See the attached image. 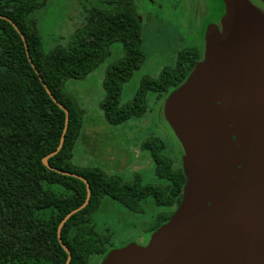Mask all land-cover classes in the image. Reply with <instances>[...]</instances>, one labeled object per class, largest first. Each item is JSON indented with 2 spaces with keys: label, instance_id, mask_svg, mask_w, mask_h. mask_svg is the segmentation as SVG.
<instances>
[{
  "label": "trees",
  "instance_id": "trees-1",
  "mask_svg": "<svg viewBox=\"0 0 264 264\" xmlns=\"http://www.w3.org/2000/svg\"><path fill=\"white\" fill-rule=\"evenodd\" d=\"M50 0H0V15L10 18L26 38L30 56L56 99L69 111V125L61 151L49 159L56 169L84 177L91 186L89 204L74 214L62 228L61 238L72 254L70 264H89L95 255L111 250L95 231L93 215L103 198L110 197L124 208L141 211L153 198L171 213L158 216L151 234L170 220L181 203L186 177L181 161L164 153V141L148 140L155 173L165 184H143L139 175L132 182L110 176L99 168L76 166L74 151L83 128L82 111L66 91V81L90 75L122 43L125 57L106 72L105 99L100 108L110 125H121L148 112V95L168 97L178 89L201 60L202 52H180L172 66L158 78L142 81L133 100L121 103L124 85L145 61L142 22L134 0H108L112 9H85L78 27L65 45L45 49L36 13ZM219 19L223 16L222 0ZM217 21V22H218ZM66 114L51 99L32 68L22 37L0 18V264H66L68 255L60 245L58 227L65 216L85 203L87 187L78 178L44 166V157L61 141ZM181 154V153H180Z\"/></svg>",
  "mask_w": 264,
  "mask_h": 264
},
{
  "label": "water",
  "instance_id": "water-1",
  "mask_svg": "<svg viewBox=\"0 0 264 264\" xmlns=\"http://www.w3.org/2000/svg\"><path fill=\"white\" fill-rule=\"evenodd\" d=\"M222 2L223 16L207 31L202 59L166 100L165 119L180 144L186 177L181 203L146 246L114 249L102 264H264V9L250 0ZM0 18L20 34L32 68L66 114L60 144L44 166L87 187L85 203L58 227L70 264L62 228L89 204L91 186L49 164L64 145L69 111L40 76L22 32Z\"/></svg>",
  "mask_w": 264,
  "mask_h": 264
},
{
  "label": "rangeland",
  "instance_id": "rangeland-1",
  "mask_svg": "<svg viewBox=\"0 0 264 264\" xmlns=\"http://www.w3.org/2000/svg\"><path fill=\"white\" fill-rule=\"evenodd\" d=\"M108 0H50L46 10L36 13L46 50L65 45L68 34L76 31L74 17L81 18L85 9H112ZM142 22V49L145 61L124 85L121 103L134 99L146 78H158L165 67L172 66L177 55L187 49L205 52V36L218 25L219 0H134ZM261 6L259 0H250ZM218 21V22H217ZM125 57L123 44L111 46L103 62L85 79L66 81V91L75 98L82 111L83 128L77 141L73 163L99 168L110 176L132 182L136 175L145 184H165L155 173V163L143 144L155 138L164 141V153L173 159L180 155V144L165 119L168 97L148 95V112L121 125H110L100 108L105 99L103 83L107 70ZM202 59V58H201ZM170 95V94H169ZM136 213L105 197L93 215L95 231L107 240L108 250L129 244L144 246L158 216L171 213L153 198L141 204ZM111 250V251H112ZM104 256L95 255L89 264H102Z\"/></svg>",
  "mask_w": 264,
  "mask_h": 264
},
{
  "label": "flooded vegetation",
  "instance_id": "flooded-vegetation-1",
  "mask_svg": "<svg viewBox=\"0 0 264 264\" xmlns=\"http://www.w3.org/2000/svg\"><path fill=\"white\" fill-rule=\"evenodd\" d=\"M259 2H260V4H261V8H263L264 9V4H263V2L261 1V0H259ZM174 161H175V163H179L180 161H181V154L179 155L178 154V156H176L175 158H174ZM150 240V239H149ZM149 240H148V242L144 245V246H146L148 243H149Z\"/></svg>",
  "mask_w": 264,
  "mask_h": 264
}]
</instances>
